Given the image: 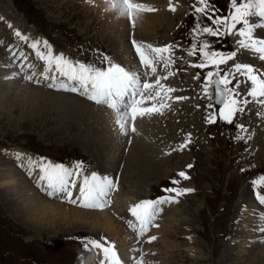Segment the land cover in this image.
<instances>
[{"label": "rangeland", "instance_id": "1", "mask_svg": "<svg viewBox=\"0 0 264 264\" xmlns=\"http://www.w3.org/2000/svg\"><path fill=\"white\" fill-rule=\"evenodd\" d=\"M1 1H3V5H8L6 9L8 15L10 12L15 13L16 9L24 11L25 20L34 23L39 34L47 36L60 50L70 52L75 60L103 68L109 62L114 61L115 52L123 61L121 66L125 69L136 71L138 63L135 61L132 50H130V54L127 52L128 46L125 44L126 34L119 32L120 37L118 40L121 39V42L111 38L109 34L117 36V31H114L112 27H106L104 24L106 20L103 22V20L99 19L90 4L86 3V6L85 4L81 6L80 0H33L35 6L37 5L35 8L31 3L33 2L32 0ZM177 1L184 6V10L182 14L173 16L172 20L170 19L171 24H164L166 21L168 22V18L171 16V14H168L166 16L162 15L158 19H153V26L151 22L147 26L145 23H139L134 26V28H137L133 29V31H131V28L129 30L132 35L136 36L137 40L150 39L153 40V44L173 46L171 49L172 65L176 69L179 86L183 87L187 93L198 91L202 101H206L208 104L209 101L204 97L202 86L205 83L207 73L213 71V66L209 65L205 68L192 67L191 65L200 62L201 55L197 52L196 55L189 56L188 51L193 43L199 45L203 41H209L213 50L218 52L225 51L229 48L231 40L229 35L224 34L215 37L197 35L196 30L201 25H210L211 21L195 12L194 6H199L197 0ZM12 3H14L15 7ZM209 4L210 9L215 10L214 12L210 10L209 15L223 17L232 13L230 0H209ZM156 7L157 9L161 8L159 6ZM2 12L5 11L2 9ZM181 15L185 17L178 24L177 19ZM121 20L123 19L121 18ZM144 24L145 26H142ZM169 26H174V31L170 32ZM104 29H107L108 33ZM118 31L120 30L118 29ZM135 31L138 32L135 33ZM9 33L4 20H0V38L7 37ZM132 39L136 40L133 37ZM6 41L10 43L12 37ZM30 55L28 56V59L31 60L30 63L36 65L32 64L34 67L30 68L29 72H34L35 75L42 76L45 79L46 74L43 73L38 58L35 55L29 58ZM105 57L108 58L107 61L104 60ZM116 58L118 59L117 55ZM132 63H135V65L131 66ZM263 67L264 65L258 68L260 70L262 68L263 71ZM38 70L42 71V73ZM51 75L48 76L51 77ZM239 78L241 76L237 74L235 80L229 86H234V83L240 81ZM0 81L2 80L0 79ZM52 83L54 82H49V84ZM1 84L3 83L1 82L0 86ZM4 85L2 86L4 87ZM34 85L38 86V84ZM23 89L25 88L23 87ZM36 89L40 90L39 88ZM9 92L14 93V89H10ZM21 92L18 91L16 94H21ZM58 92L73 94L68 96L62 94L61 96L68 97L77 103H83L77 97L87 102L86 96L81 95L79 92L77 94L65 90H59ZM3 98L5 99L6 96ZM82 106L85 105H80L79 111L73 115L63 116L62 121L61 116L56 119L52 117L42 119L41 116H37L38 114L26 116L27 107L20 108L18 111L13 109L10 113L7 112L4 115L0 113V160L10 161V156L15 158V161H12L16 162L14 151L22 149L30 151L39 157L51 158L56 161H65L71 157L65 164L76 165L77 163H82L85 175L90 171V168L99 169L100 174L109 173L108 171L102 172L106 170L103 169V163L107 161L108 163H113L118 152L112 151L115 154L112 152L106 153L110 145V141H107L109 139L107 136L112 132V126L108 124L106 119L107 113L101 110L103 108L86 106L87 110L96 113L95 116H91L89 112L83 111ZM252 109L256 108L252 107ZM39 110L43 111L44 108L40 107ZM7 114L8 117L6 116ZM101 117H104L102 127L97 125L95 121ZM254 118L250 114L247 116V121L254 122ZM243 122L248 127L247 122L245 120ZM176 126L177 124L173 127L168 126V129L172 130L171 133L166 134L168 137L175 135ZM261 126H264V122ZM154 129L157 130L155 127ZM254 129L257 132L258 127L254 126ZM133 133L136 134V132ZM251 136L252 132L248 128V140L244 139L248 152L242 157L241 165H236L237 162L234 163L235 153L240 149L233 148L228 143L230 136L227 133L220 136L222 144H210L207 150L204 148L201 150L197 149L195 153H190V158L183 156L177 166H174L177 160H170L164 166L158 165L156 170H144L143 168L149 166V154L155 151L157 148L155 143L159 142L160 138L153 141L148 140L150 143L148 145L149 153L146 152L148 149L145 145L146 133L143 136L137 135L138 139L132 140L133 143L128 154L124 156L125 158L130 157V160L127 163L122 160L119 166L121 170H119V173H123V179L128 184L124 188L125 190H131V192H138L139 188L142 187V191L145 192L151 185H154V187L159 185L160 181L174 173V171H170L171 168L180 169L186 161L191 160L192 156L198 157L196 159V167L200 176L194 185L199 188L201 193L196 197L193 195L187 204L184 205L187 218L185 224H189L196 234L187 238L184 236L185 233H180L182 225H179L180 217L176 221L172 218V212H169L167 214L169 223L162 227V238L165 239L167 245L160 243L159 247L157 246L164 253V255L161 254L160 256L166 255L171 264H253V262L254 264H259L253 261V255H255V252H264V236L261 234L264 231H260V228L263 227H261L263 224L260 220L261 218L259 219L256 216L257 214L251 217L249 208H242L240 212L243 213L244 217L247 214L248 218L241 225L242 233L239 241L237 242L236 239L233 242L231 241L234 237L233 226L230 227V231L229 229L227 230V224L229 228V216L231 211L234 216V204L239 199L238 195H240L241 189L244 188L249 195L250 190L247 188L249 186L245 180L252 173H264V133H260L259 136L255 134L253 138ZM215 139H219L218 134ZM200 140L203 142L202 138ZM127 148L128 146L125 147L124 151ZM9 151L11 152L8 155ZM156 162L159 163V161ZM244 165L249 167L248 171L241 172V174L238 173V176L237 174H229L232 170H239ZM234 173L236 172L234 171ZM185 174L189 176L188 171ZM224 182L227 183L224 184ZM184 188L188 189L186 186ZM257 188H259V185ZM4 193V187H0V264H74L78 253L81 249H85L84 243L98 237V229L96 230L90 224L82 226L73 219L61 218L60 215L51 212L52 210L45 214V220L48 223L47 229H38L18 218V213L21 212L20 206L13 202H11L10 206L7 205L4 201ZM248 195H246V199H248ZM49 200L51 203L58 202L56 199ZM220 200L224 202L221 203ZM207 201L210 208L206 207L205 210H202L206 206ZM166 213H168L167 210ZM201 214L207 215L205 217L206 220L197 224ZM163 217L166 216L164 215ZM83 220H86V218L82 217ZM32 223H35V220L32 219ZM164 228H166L167 232L164 231ZM55 230L57 234L53 232ZM58 230L59 232H57ZM245 235L259 236L258 238L260 239H249L251 237H245ZM244 246L245 250H243L241 256L237 250ZM252 253L254 254L252 255ZM239 256L244 258H238ZM263 257L264 255L261 256V259L259 258V261L263 260ZM245 258L248 262L242 261Z\"/></svg>", "mask_w": 264, "mask_h": 264}, {"label": "snow or ice", "instance_id": "2", "mask_svg": "<svg viewBox=\"0 0 264 264\" xmlns=\"http://www.w3.org/2000/svg\"><path fill=\"white\" fill-rule=\"evenodd\" d=\"M197 3L199 6H194L195 12L211 21L210 25H201L196 30L197 35L213 37L222 34L238 35L242 38L238 40L239 47L254 52L259 60L264 61V37L255 35L257 29H264V0H230L232 13L223 17L209 15L210 10L215 11L210 9L209 0H197ZM106 4L109 10L115 12L121 18L129 19L133 24L143 12L156 10L146 4L134 2V0H106ZM169 10L175 11L176 9L170 4ZM238 25L241 27L237 28ZM15 35L21 40L28 39L18 30ZM39 43V41H34L30 47L36 50L37 58L45 62L46 71L52 72L51 77L45 75V79H51L54 82L49 84V87L79 92L96 104L108 107L114 113L115 124L123 135L137 131L135 127L137 118L159 111L154 105L150 107L141 105L157 100L161 96V91L166 93L175 91L170 87L165 88L160 83V80L167 79V76L157 77L154 84L149 83L146 79L142 80L139 71L126 70L123 66L112 62H109L106 67L100 68L92 64L71 61L65 58L63 54H54L46 41L44 47L47 51L39 50ZM133 44L145 77L157 73V64L162 62V66L167 68L173 63L171 53L173 46L171 45L154 47L152 45L137 44L135 41H133ZM197 52L201 55V60L198 64L191 65L197 68L212 65L218 69L220 64H226L236 56L235 52L224 55L213 50L209 41H203L199 45L193 43L188 55L193 56ZM104 60L107 61L108 58L105 57ZM237 74L244 77V80L237 81L234 86L229 87ZM171 75L173 73L169 72L168 76ZM25 78L32 79L31 76ZM56 81H59V83H55ZM242 83L250 85L243 95L240 91ZM202 87L204 97L209 101L207 108H213L212 101L215 99L216 104L222 105L218 113L219 117L229 124L233 123V118L237 113L244 111L243 106L251 102L264 106V72H259L251 64L235 63L232 70L223 76L220 75L218 70L209 71ZM149 89L154 90V95H146V91ZM176 99H187V97H176ZM163 106L161 104V107ZM206 122L214 123L215 114L209 113ZM237 127L241 131H246L242 124L237 125ZM237 138L244 139L243 136ZM20 158V154H17V159ZM28 165L30 166V172L32 168L39 169L38 183L43 185L44 190L48 191L49 195L62 193L70 203L75 204L80 201L82 207L103 208L107 206V197L115 187L113 181L107 176H101L95 172L91 175H84L82 163L69 167L63 164L46 162L43 159L33 161L32 158H28ZM188 167H191V165ZM178 176L189 179L184 172H179ZM77 182L80 185L79 196L73 199L72 190L76 187ZM172 183L178 184L179 181L173 180ZM253 184L254 186L264 184V177H261L258 181H253ZM164 191L174 193V195L162 196L156 200L140 201L130 208L131 215L139 224L138 235H143L148 227L153 225L162 210L161 205L178 202L176 197L191 192L193 189L166 188ZM257 199L260 204L264 205V195L258 192ZM261 219H264V217H261ZM128 223L129 227L135 231L136 225L132 221ZM260 231H264V228H260ZM154 239L155 237H151L150 241ZM84 248L88 251H98L103 254V259L100 260L99 264H124L116 252L115 246L106 238L88 240L84 243ZM134 264H143V261L136 259Z\"/></svg>", "mask_w": 264, "mask_h": 264}, {"label": "bare ground", "instance_id": "3", "mask_svg": "<svg viewBox=\"0 0 264 264\" xmlns=\"http://www.w3.org/2000/svg\"><path fill=\"white\" fill-rule=\"evenodd\" d=\"M134 2H139V3L146 4V5L148 4V6L152 7L153 9H156V10H155V12H151L150 14H148L146 16L140 15V17L138 19H136L134 24H133L127 18H122L123 20H121V17H119L115 12L109 10L108 5L106 4V0L105 1H103V0H84L83 4H85V6H86V3L90 4L92 6V9L95 11V14H97V17L99 19L103 20V22H105V20H106V22L104 23L105 26L108 28L112 27L114 31H117V34H116L117 36H115L113 34H109V35H111V38L116 39L118 42H121V39L118 40V38L120 37L119 32H123V34H124L125 33L124 31H126V30L128 31V29H130V28H131V31H133V29L137 28V27L134 28V26L136 24H139V23H145L147 26V24L149 22H151V25H152L153 19H158L162 15L166 16L168 14H171L172 17L178 16V15L182 14V11L184 10V6H182V4L180 2H178L177 0H134ZM170 4L175 7V9H176L175 11L169 10ZM156 5L161 7V8L159 10H157ZM7 8H8V5H3V3L0 0V19L2 18V20H4V22L7 25V28L9 29V32H10L7 35V37H4V38L1 37L0 41H2V43L4 45H6V40H9L10 37H12V41L10 43H8L9 47L7 49H2L0 47V49H1L0 50V67L2 68V71H0V79H1V75L6 76V78H7V82H2L3 84H5L4 87L0 86V113H2V115L6 114L7 112L10 113L11 110H13V109L18 111L20 108L27 107L28 112H27L26 116H31L32 114L33 115L38 114L37 116H41L42 119L47 118V117H49V118L52 117V118L56 119L57 117L61 116V121H62L63 116L67 117L66 115H69V114L73 115L74 113L78 112L80 109L79 108L80 105H85V106H82L83 111L89 112L91 114V116H95L96 113L91 112L90 110H87L86 106L91 107V108H95V107L103 108L104 110L103 109H101V110L104 111L105 113H107L106 119L108 120V124H110V126H112V128H111L112 132L107 136L109 138L107 141H110V145H109V148L107 149L106 153H108V152H110V150H112L111 149L112 145L118 146L119 152H118L117 156L115 157V160H113L114 161L113 165H112V163H108V161L103 163V167L106 170H104L102 172L108 171L110 173H113L116 180L118 179V175H120V173H118L117 170L119 169V164H121V161L124 160L127 163L130 160V157H126V158L124 157L125 156L124 155L125 140H128V139L137 140L138 139L137 135L143 136L146 133V141H145L146 144L145 145L148 147V145L150 144L148 142V140L153 141V140H157L158 138H160V141L165 142L166 140L169 139V137L166 134L171 133L172 130L168 129V127L164 126L162 129L157 130V131H155V129L153 128L152 132H148V128L152 123V117L155 119H159L161 117V115H163V118L165 120H167V119L175 116L174 110L169 111L168 107L166 105V103L169 101L170 96H172L171 93H166L164 91H161V96L159 98H157V100L151 101L149 104L141 105L143 107H150V106L154 105L158 109H159V106L161 107V104H163L164 106L161 107L162 108L161 111H158L156 113V115H154V112H153L150 115H145L142 118H137L135 121V127L137 129L136 134H134L133 132H129L128 135H123V134H121L120 130L118 129L117 125L115 124L114 113L108 107L103 106V105H98L95 102L89 100L87 97H86L87 102L84 99H79V97H77V99L79 101L83 102V103H80V102L77 103L75 101L70 100V98H68V97L61 96L62 94H65L67 96L69 94L58 92L59 90L57 87L48 89L42 85L36 86L30 82L22 81L23 78H25L28 75L29 76L35 75L34 72H29V69L30 68L32 69L33 66L29 63V61L27 60V57H26V54H28V53H34V55L36 56V50H34L30 47L31 43L34 41H39L40 42L39 46H38L39 50L47 51V49H45V47H44L45 41L36 39L32 35L31 32L25 31L22 28V26L19 25V23H18L19 21H17L14 17H11L10 14L8 15V13L6 12ZM2 9L5 12H2ZM105 13H107L109 16L104 15ZM105 16L108 18H105ZM184 17L185 16L182 17V15H181L177 19L178 20L177 23L179 24L184 19ZM253 19H255V18H253ZM168 22H169V18H168ZM168 22L166 21L164 24L169 25ZM145 24L142 26H145ZM9 25H11V26H9ZM106 27H104V28H106ZM118 29L120 31H118ZM168 29L170 32H172L174 28L170 27ZM17 30L20 33H22L24 36L28 37V39L27 40H21L19 37H17L15 35V32ZM106 30H105V32H107ZM111 32H109V33H111ZM136 32H138V31H135V33ZM255 35H257L258 37H264V29H257ZM230 39L234 44L233 52L236 53L235 58L233 60H229L230 65H233L235 63H247V64L253 65L254 67L257 65L259 67L263 66V65L261 66L257 62V54H255L252 51L245 50V49H242L239 47L238 40L242 39L241 37H239L238 35H230ZM133 41H135L137 44L150 45L149 41H146V40H138V41L133 40ZM47 44L50 45L54 54H63V56L65 58H67V56H68L67 54H65L64 52L56 51V49L50 43H47ZM127 52L129 54L131 52L128 47H127ZM132 52H133L134 58L136 59L135 61L137 63H139L140 60H139V56L137 55V53L135 51V47H134V50H132ZM114 55H115V57H114L113 62H116V64L121 65L123 63V61H121V57L115 52H114ZM116 55H117L118 59L116 58ZM10 58H16V59L18 58L20 60V63H18V64L23 66V67H21L20 72L17 71L16 65L11 63ZM38 60L41 63L40 66L43 70V73L50 76L52 74V72L46 71V64L44 63V61H42L40 59H38ZM33 65H36V64H33ZM134 65H135V63L131 64V66H134ZM259 71L261 72L262 68H261V70L259 69ZM169 72H172L171 71V64L167 68L163 67L162 71H157V73L155 75L149 74L147 77H145V79L149 83L154 84L155 81L153 78L167 76V79H161L160 83L162 85H164L165 88H169V87L174 88L175 87V85H174L175 83L173 81L174 73L172 72L173 75L168 76ZM262 72H264V69ZM15 74L18 75V79H19L18 81L13 79L15 77ZM224 74L225 73H223V75ZM44 80L53 82L51 79H44ZM0 83H1V81H0ZM55 83L58 84L59 82L56 81ZM245 85H248V84H245ZM23 87L25 89H23ZM36 88H39L40 90H38ZM10 89H14V93H10L9 92ZM18 91H20V92L22 91L21 94H16V92H18ZM146 93H147V95L148 94L154 95V90L149 89L146 91ZM4 96H6L5 99L3 98ZM181 102H184L187 106L190 105V107H192V102L190 101V99H185V100L182 99ZM40 107H43L44 110L40 111L39 110ZM243 107H244V111H247V112L251 111V112L257 113L256 109H252V107H253L252 105L247 104L246 106H243ZM8 114L6 115L7 117H8ZM199 115H201V112H199ZM95 121L97 122V125H100L102 127L104 124V117H101ZM243 121L244 120H242L240 118L239 125L242 124L244 126V128L246 129V131H243V132L246 133L244 139L247 140V134H248L247 128L248 127L246 126V124ZM195 130H196V134L200 133V119L199 118L196 119ZM260 130H261L260 127H258V130L256 132V136H259V134L261 132ZM225 133H229L231 135V138L229 140L230 144L235 145L238 148L242 149L240 151L241 156H243L244 153L248 152V150L245 147L244 139H238L237 138L238 136H241L240 131L231 130L230 125L225 121H223L221 123V126L217 129V134L219 136V139L216 140L214 132H212L209 138H202V140L204 143H207V144L220 145V144H222V142L220 141V136L222 134H225ZM196 139L199 140L200 138L196 137ZM129 145H128V147H129ZM182 146H183L182 144L177 145L172 150V155L169 157L166 156V153L168 151L167 147L157 146L155 151L152 154L151 153L149 154V159H150L149 166L144 167L143 169L144 170H151V169L156 170L158 168V165L164 166L165 164L169 163L170 160H177V162L174 164V166H177L180 163V160L182 159V157L184 156V151H183ZM121 148H122V151L120 152ZM140 149H142V148H140ZM10 152L11 151L8 152V155ZM146 152L147 153L150 152L149 147L146 150ZM112 153L115 154V152H112ZM14 154L16 157V162H13L12 160L8 161L6 159H5L6 161H4L3 159L0 160V187H4V191H5L4 201L6 202L7 205L10 206L11 202H13L14 204H18L20 206L21 212L18 213L19 219H22L24 222L29 223L38 229L39 228H42V229L46 228L47 229L48 223L45 220V214L49 210H52L51 212H54V213L60 215V217L63 219L64 218L73 219L74 221L78 222L82 226H84V225L88 226V224H90L93 228H96V230L98 229V231H97L98 234L99 233L100 234H106L107 236L110 237L111 240H113V241L117 240L118 243L117 242L116 243L119 244L120 251H122V252L124 251L126 246H134L136 244L133 235L128 233L124 229L123 225L120 222H118L117 220H115V218L113 216H111L110 213H105V212L99 213V212H93V211H84V210L76 209L73 207H69V206L61 204L59 202L51 203L49 198L42 196L41 194H39L36 191L34 185L31 182L32 178L30 179L28 177V175L26 174V173L30 172V170H29L30 166L28 165V158H32L33 161H41L42 159H39L38 156L32 155L31 153L22 152L21 150H15ZM17 154H20V156H21L20 159H17ZM152 155H154V156H152ZM184 157L187 158L188 156H184ZM153 159L155 162L153 161ZM20 160L22 161V163L20 162ZM43 160L46 162H51L53 164H56L52 160H47V159H43ZM156 161H159V163H157ZM100 167H102V166H100ZM181 168H183V166ZM32 169H34L35 176L37 178V175L39 173V169L38 168H32ZM32 169H31V171H32ZM177 169H179V168H171L170 171H175ZM92 173L93 172H89L88 175H91ZM230 174L234 175L235 173L232 172ZM39 176H40V173H39ZM39 176H38V178H39ZM157 177H158V175H157ZM142 188H140V189H142ZM258 192L261 195H264V192H260V191H256V192L249 191V195H248V193L244 190V188L241 189L240 195H239L240 198L237 199V201L234 204V208H233L234 217L232 220L233 225L231 224V226L234 227L232 229L234 232V237L231 240L232 242L234 239H236L237 242L239 241V238H240L241 233H242L241 232V225H243L245 223L246 219L248 218L247 214L244 213L246 215V217H244L242 215L243 213L240 212V210H242V208L246 209V207H248L249 212L251 213L250 214L251 217L254 214H257L256 216H258L259 219L261 217H263L262 209L259 206V203H257L256 199H255V197H257ZM139 193H143V191L142 192H140V190L138 192H134V191L131 192L130 191V193L123 192L122 194H118L117 197H119V195H120V197L116 203V206L119 209L120 204L122 207H124V204L128 201L129 202H135L139 198L148 197V196L136 197V195ZM246 195H248L247 196L248 199H246ZM177 200H178V205H176L173 208H167L166 209L168 211V213H166L165 214L166 217H164V221L166 219L165 224L167 223V214H169V212H172L171 213V214H173L172 218H174L176 221L178 220L179 217L180 218L183 217L184 213H182V209L178 208V207L180 204L184 203V201H183V199H177ZM126 205H127V203L125 204V207H126ZM160 207L162 208L163 205H161ZM259 214H261V215H259ZM82 217L86 218V220L82 221ZM32 219L35 220V223H32ZM40 219H42V220H40ZM161 219H160V221H161ZM260 220L262 221L263 219H260ZM262 226H263V224L261 225V227ZM67 228H69V227H67ZM262 228H264V226ZM165 229L166 228H164V231L167 232V230H165ZM138 230L139 229L136 227L135 231L138 232ZM53 232L56 233V230ZM57 232H59V230ZM161 232L163 233V230L161 231V229L159 228V229L154 230L152 234L158 235V234H161ZM91 233H93V232H91ZM261 234H263V236H264V233L261 232ZM146 236H149V235H145L143 237H146ZM245 237H251L249 239H260V238H258L259 236L245 235ZM160 243L162 245L163 244L167 245L166 244L167 242H165L164 238L162 239V241ZM157 244L158 243H155L154 245H152L151 249L154 250L157 254H160L158 252V250H159L162 253V255H164L163 250L161 251L160 249H158L159 246ZM162 245H160V246H162ZM243 250H245V246L241 247L239 250H237V251H239L241 256L243 254ZM224 253H226V252H224ZM260 253L255 252V255H253L254 253H252V255L254 256L253 261H256L257 263L262 264L264 262V259L259 261V258L261 259V256L264 255V252H262L261 254ZM192 255H193V253H192ZM241 256H239L238 258H240ZM123 257L126 258L127 261L131 259V256L125 252H123ZM162 258L165 259L166 264H171L170 261L167 259L166 255L162 256ZM162 258L159 256L160 260H162ZM238 258H236V259H238ZM241 258H244V257H241ZM83 259L85 260V262H87V264H96L95 260L92 259V257L88 253L86 255H84ZM243 260H244V262H248L246 258L242 259V261ZM142 261H143V264H148L147 262H145L144 259ZM165 261L163 264H165ZM171 262H173V261L171 260ZM78 264H80V262H78ZM253 264H254V262H253Z\"/></svg>", "mask_w": 264, "mask_h": 264}]
</instances>
